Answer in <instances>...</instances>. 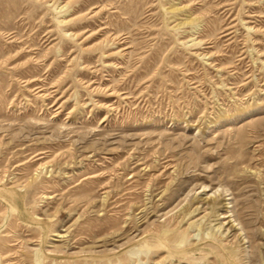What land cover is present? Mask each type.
I'll use <instances>...</instances> for the list:
<instances>
[{
	"label": "rangeland",
	"instance_id": "obj_1",
	"mask_svg": "<svg viewBox=\"0 0 264 264\" xmlns=\"http://www.w3.org/2000/svg\"><path fill=\"white\" fill-rule=\"evenodd\" d=\"M0 264H264V0H0Z\"/></svg>",
	"mask_w": 264,
	"mask_h": 264
}]
</instances>
